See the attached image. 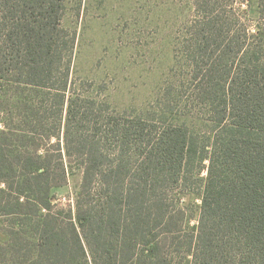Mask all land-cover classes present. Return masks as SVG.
I'll use <instances>...</instances> for the list:
<instances>
[{"label": "trees", "instance_id": "1", "mask_svg": "<svg viewBox=\"0 0 264 264\" xmlns=\"http://www.w3.org/2000/svg\"><path fill=\"white\" fill-rule=\"evenodd\" d=\"M67 1L0 0V264H264V0H195L146 111L72 85Z\"/></svg>", "mask_w": 264, "mask_h": 264}, {"label": "rangeland", "instance_id": "2", "mask_svg": "<svg viewBox=\"0 0 264 264\" xmlns=\"http://www.w3.org/2000/svg\"><path fill=\"white\" fill-rule=\"evenodd\" d=\"M259 0H234L232 7L254 28ZM195 0H68L63 26L75 34L72 85L105 98L118 109L156 106L181 72L178 38L194 16ZM179 71V72H178ZM208 164V161H205ZM204 169L201 176L206 177ZM80 176L56 189L55 203H73ZM190 194L191 225H197L200 195ZM0 233V240H5Z\"/></svg>", "mask_w": 264, "mask_h": 264}]
</instances>
